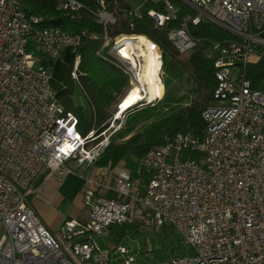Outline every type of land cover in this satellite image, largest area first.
Instances as JSON below:
<instances>
[{"label": "built area", "instance_id": "obj_1", "mask_svg": "<svg viewBox=\"0 0 264 264\" xmlns=\"http://www.w3.org/2000/svg\"><path fill=\"white\" fill-rule=\"evenodd\" d=\"M161 1L163 13L149 12L160 26L179 9ZM178 1L194 12L168 32L179 54L196 42L189 23L206 20L236 38L212 44L215 103L201 112V134L166 138L133 173L121 162L96 165L124 111L98 141L92 131L82 136L77 117L57 101L50 65L41 63L76 48L81 34L45 26L17 0H0V264H264V91L252 89L238 68L258 61L264 49V0ZM56 2L71 17L81 8L77 0ZM97 21L114 19L102 9ZM122 37L112 41L117 52ZM71 78L78 79L76 65ZM69 173L83 179L88 218L66 219L51 232L29 203L32 185L39 176ZM149 218L174 227L191 253L144 262L121 245L102 250L94 238L112 225Z\"/></svg>", "mask_w": 264, "mask_h": 264}, {"label": "trees", "instance_id": "obj_2", "mask_svg": "<svg viewBox=\"0 0 264 264\" xmlns=\"http://www.w3.org/2000/svg\"><path fill=\"white\" fill-rule=\"evenodd\" d=\"M17 1L25 14L43 16L45 26H58L67 32L81 34V41L76 48H66L63 51L64 87L57 95V101L65 113H73L77 117V129L82 136L92 131L98 135L94 142L101 138L99 134L108 127L131 78L120 60L101 50L105 36L111 43L123 34L147 37L166 55L167 61H164L163 68L167 95H175L169 90L170 83L175 79L185 84L182 90L188 89L195 94L185 105L171 108L170 112L134 132L132 128L135 125L154 118L163 109L157 103L146 107L145 100L139 101L125 113L122 128L109 138L96 165L113 167L126 155H134L140 159L147 150L179 132L201 134L204 128L201 112L215 103V50L212 44L224 43L228 39L236 38L235 36L206 20L198 24L189 23V33L196 42L189 51L179 54L168 39V32L180 24L184 15L194 14L182 3L175 18L160 26L149 12L154 10L163 13L164 5L161 0H77L81 8L75 17L58 10L56 0ZM102 9L114 19L106 26L97 21V13ZM261 51L258 61L240 65L238 68L240 75L249 82L252 89L264 91V49ZM183 56L186 58L183 59ZM41 63L48 65L45 56ZM74 65L78 70L77 81L71 78ZM74 82L79 85L90 106L91 115L88 119L70 98ZM42 180L43 176H39L33 182L32 190ZM107 235L116 242V248L126 235L142 238L144 247L132 251V254L142 255L144 262H150L149 254L153 255L154 261H162L191 253V248L174 227L168 224L157 226L151 218L112 225Z\"/></svg>", "mask_w": 264, "mask_h": 264}, {"label": "rangeland", "instance_id": "obj_3", "mask_svg": "<svg viewBox=\"0 0 264 264\" xmlns=\"http://www.w3.org/2000/svg\"><path fill=\"white\" fill-rule=\"evenodd\" d=\"M173 2L177 7H179L182 3L178 0H173ZM123 35L130 36L125 34ZM120 36L118 37L120 38ZM148 41L150 42V43L148 42V44L146 42L142 43L138 39L133 41L134 57L136 56L134 58V62H131L129 59L124 58L119 52L115 51L116 49L113 47L114 44L111 42L103 43V46L101 47L102 51H107L109 54H112L115 58L120 60L121 63L126 67V69L131 75L129 84L126 88V92L123 97L127 95V93L131 90L132 87L139 86L143 94L142 101L145 100L146 107L153 106L156 103H158V105H161L163 107L161 112H159L154 118H151L150 120L143 122L142 124L135 125L132 128L134 132L140 130L144 125L154 120L155 118H160L161 116L164 115V113L170 112L171 108L185 105L195 96V94L188 89L182 90L183 87L185 88V84L183 83V81H179L178 79H175L169 85V90L173 91L175 95H167L168 93L164 85L165 73L163 68L164 61H167L166 55L160 49L157 51L149 39ZM157 57L161 58V60H158ZM185 58L186 57L183 56V59ZM168 65H170V63H168ZM64 71H65V64L62 61V59L54 58L51 63V83L54 90H57L56 92L58 94L60 93V90L63 88L64 85L62 82V75ZM230 71L232 76L235 77L237 73V67L232 66L230 68ZM123 97L120 99L118 103L121 102ZM70 98L75 105H77L82 109L84 117L86 119L90 118L91 115L90 106L87 100L85 99L79 85L76 82H74L72 90L70 91ZM136 104L124 110V114L133 106L135 107ZM118 111L119 109H117L115 114H113L111 120L113 119L114 115L117 114ZM111 136H113V134ZM139 162H140L139 158L134 155H126L123 157L122 160V163L133 173H137L139 171L140 168ZM77 210H78V216H80V214L81 216L88 215L89 203L87 199L82 197V193H81V202L77 205ZM94 238L96 239V242L98 243L100 249L102 250L106 248H110V249L116 248L117 245L116 242L113 241L107 234L94 235ZM119 245L126 247L133 252L137 251L141 247H144L142 238L131 235H126L122 240H120ZM135 255L136 258L144 260L142 255L139 254H135ZM152 256H153L152 254H149L148 256L150 257L149 259L150 262H154Z\"/></svg>", "mask_w": 264, "mask_h": 264}, {"label": "crops", "instance_id": "obj_4", "mask_svg": "<svg viewBox=\"0 0 264 264\" xmlns=\"http://www.w3.org/2000/svg\"><path fill=\"white\" fill-rule=\"evenodd\" d=\"M62 55L63 52H60L54 58L62 59ZM54 58L48 60L50 68ZM83 186V179L73 173L66 174L62 178L57 176L43 178L29 195V203L47 229L56 232L66 219L87 221L88 215L78 216L77 210V205L81 202Z\"/></svg>", "mask_w": 264, "mask_h": 264}, {"label": "bare ground", "instance_id": "obj_5", "mask_svg": "<svg viewBox=\"0 0 264 264\" xmlns=\"http://www.w3.org/2000/svg\"><path fill=\"white\" fill-rule=\"evenodd\" d=\"M136 39L140 40L142 43L146 42L148 44V42H149L148 39L145 36H142V35L124 36V37L121 38V41H122L123 45L118 50V52L123 57L129 59L131 62H134V58L136 57V56L134 57V47H133V41L136 40ZM152 44L154 45V48H156V50L158 51L159 48L154 43H152ZM142 54H143V52H142ZM157 58H158V60H161V58H159V57H157ZM142 98H143V94H142L139 86L132 87L131 90L127 93V95L125 97H123V99L121 100L120 108H119L118 112H122V111L130 108L132 105H134L137 102H139L140 100H142Z\"/></svg>", "mask_w": 264, "mask_h": 264}, {"label": "water", "instance_id": "obj_6", "mask_svg": "<svg viewBox=\"0 0 264 264\" xmlns=\"http://www.w3.org/2000/svg\"><path fill=\"white\" fill-rule=\"evenodd\" d=\"M118 108H120V107H118Z\"/></svg>", "mask_w": 264, "mask_h": 264}]
</instances>
